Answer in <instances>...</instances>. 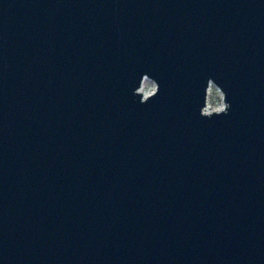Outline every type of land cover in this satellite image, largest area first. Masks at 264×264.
Here are the masks:
<instances>
[{"label": "water", "instance_id": "1", "mask_svg": "<svg viewBox=\"0 0 264 264\" xmlns=\"http://www.w3.org/2000/svg\"><path fill=\"white\" fill-rule=\"evenodd\" d=\"M0 264H264V0H0Z\"/></svg>", "mask_w": 264, "mask_h": 264}, {"label": "clouds", "instance_id": "2", "mask_svg": "<svg viewBox=\"0 0 264 264\" xmlns=\"http://www.w3.org/2000/svg\"><path fill=\"white\" fill-rule=\"evenodd\" d=\"M159 90L158 81L144 73L139 80V86L133 89L132 95L140 98V104H146L158 95ZM230 108L227 93L214 78L209 77L204 91L203 106L199 109L200 116L211 119L214 115H228Z\"/></svg>", "mask_w": 264, "mask_h": 264}]
</instances>
